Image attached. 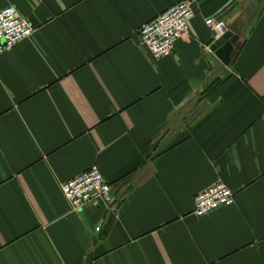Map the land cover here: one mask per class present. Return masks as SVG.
I'll use <instances>...</instances> for the list:
<instances>
[{
  "label": "crops",
  "instance_id": "obj_1",
  "mask_svg": "<svg viewBox=\"0 0 264 264\" xmlns=\"http://www.w3.org/2000/svg\"><path fill=\"white\" fill-rule=\"evenodd\" d=\"M183 1L157 60L139 30ZM8 7L34 33L0 54V264H264V0ZM209 19L243 29L217 74ZM94 166L115 205L75 211L62 186ZM219 182L235 205L194 215Z\"/></svg>",
  "mask_w": 264,
  "mask_h": 264
},
{
  "label": "built area",
  "instance_id": "obj_2",
  "mask_svg": "<svg viewBox=\"0 0 264 264\" xmlns=\"http://www.w3.org/2000/svg\"><path fill=\"white\" fill-rule=\"evenodd\" d=\"M194 18L193 3L183 1L143 25L139 30L140 44L148 48L155 59L166 58L174 52L179 40L190 35ZM206 25L213 32L214 40H218L227 31L222 20L209 19ZM33 33V26L20 15L16 7H8L0 12V54L30 38ZM62 193L75 211L91 203H102L110 207L115 201L111 184L105 180L97 166L65 183ZM235 203V193L219 182L196 196L194 215L204 217L218 209L232 207ZM100 230L97 228V232Z\"/></svg>",
  "mask_w": 264,
  "mask_h": 264
},
{
  "label": "water",
  "instance_id": "obj_3",
  "mask_svg": "<svg viewBox=\"0 0 264 264\" xmlns=\"http://www.w3.org/2000/svg\"><path fill=\"white\" fill-rule=\"evenodd\" d=\"M241 28L238 33L232 31H227L222 37L216 40L210 47L211 52L213 53V59L215 64L216 74L219 73V70L222 66H229L234 58V51L237 48V44L243 33ZM115 202L111 205L113 207ZM111 215V213H110ZM102 235H100V238Z\"/></svg>",
  "mask_w": 264,
  "mask_h": 264
}]
</instances>
